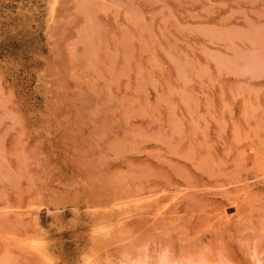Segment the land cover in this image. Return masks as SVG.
Masks as SVG:
<instances>
[{"label": "rangeland", "instance_id": "1", "mask_svg": "<svg viewBox=\"0 0 264 264\" xmlns=\"http://www.w3.org/2000/svg\"><path fill=\"white\" fill-rule=\"evenodd\" d=\"M128 231L264 264V0H0V264Z\"/></svg>", "mask_w": 264, "mask_h": 264}, {"label": "clouds", "instance_id": "2", "mask_svg": "<svg viewBox=\"0 0 264 264\" xmlns=\"http://www.w3.org/2000/svg\"><path fill=\"white\" fill-rule=\"evenodd\" d=\"M108 238H111L110 233ZM79 264H213V262L207 251L180 256L163 238L157 244L153 237H140L135 232L128 231L121 237L118 250L84 252L80 256ZM216 264H220L219 256Z\"/></svg>", "mask_w": 264, "mask_h": 264}]
</instances>
